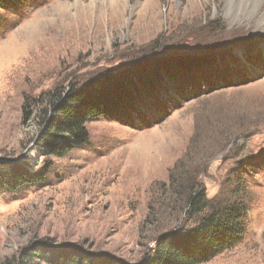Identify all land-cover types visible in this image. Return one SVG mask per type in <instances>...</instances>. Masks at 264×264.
I'll return each instance as SVG.
<instances>
[{
    "label": "rangeland",
    "instance_id": "374dc122",
    "mask_svg": "<svg viewBox=\"0 0 264 264\" xmlns=\"http://www.w3.org/2000/svg\"><path fill=\"white\" fill-rule=\"evenodd\" d=\"M191 1L155 0L144 15L145 0H127L122 19L105 16L109 0H17L0 9V168L50 167L42 186L0 187V264L42 238L135 263L159 234L190 224L170 180L197 173L210 200L238 181L247 202L241 241L202 264H264V0L241 21L225 0ZM183 55L218 56L234 77L213 90L217 73L195 72L203 82L192 94L164 80L137 94L132 126L92 122L83 146L40 156L42 127L25 118V100L142 57ZM244 76L251 81L239 84Z\"/></svg>",
    "mask_w": 264,
    "mask_h": 264
},
{
    "label": "trees",
    "instance_id": "16d2710c",
    "mask_svg": "<svg viewBox=\"0 0 264 264\" xmlns=\"http://www.w3.org/2000/svg\"><path fill=\"white\" fill-rule=\"evenodd\" d=\"M16 1L0 0V9L13 6ZM221 61L218 56L200 55L142 57L121 72L108 71L81 82L72 81L67 87L57 85L38 98L31 97L30 102L25 100L23 112L25 118L31 115L39 118L42 130L36 146L40 156L45 159L62 158L88 142L89 124L92 122L114 118L132 126L126 120H130L133 111L141 116L133 104L140 91L148 95L154 92L156 84L160 88L162 81L170 80L183 93L189 87L192 94L203 82L201 80L197 84L194 74L198 71L207 77L217 73L213 79L215 84L212 82L213 90L217 88V82L233 79L231 70L218 67ZM250 81L244 76L239 84ZM32 107L35 112L30 113L28 109ZM49 172V166L35 170L20 162L13 163L0 168V187L13 193L23 187L42 186L47 183ZM199 180L198 173L185 180H170L175 195L181 199L179 211L190 224L187 227L175 226L159 234L154 247L135 263L88 251L76 244L57 245L50 238H42L33 245L22 247L15 260H6L4 264L206 263L241 241L246 229L247 202L242 195L244 187L238 181L232 183L233 189L222 199L217 196L210 200Z\"/></svg>",
    "mask_w": 264,
    "mask_h": 264
},
{
    "label": "bare ground",
    "instance_id": "6f19581e",
    "mask_svg": "<svg viewBox=\"0 0 264 264\" xmlns=\"http://www.w3.org/2000/svg\"><path fill=\"white\" fill-rule=\"evenodd\" d=\"M154 1L155 0H145V2L142 4V13L144 15L146 14L148 8L154 9ZM262 1L263 0H225V10L227 15L234 21L250 19L253 17V15H255L256 11L258 10V5ZM127 4V0H109L108 7L110 10L107 12V14H105V10L103 14H105V16L110 15L113 19H122V17H124L123 14L126 11ZM193 5L196 7L199 5V1L192 0L190 8H193ZM259 26H264V12L260 16Z\"/></svg>",
    "mask_w": 264,
    "mask_h": 264
}]
</instances>
